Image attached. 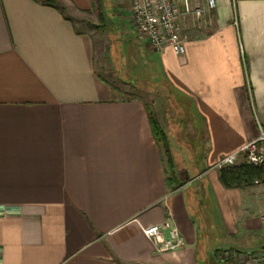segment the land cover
<instances>
[{"label": "crops", "instance_id": "1", "mask_svg": "<svg viewBox=\"0 0 264 264\" xmlns=\"http://www.w3.org/2000/svg\"><path fill=\"white\" fill-rule=\"evenodd\" d=\"M178 2L181 56L154 50L125 1L158 79L190 108L152 103L169 162L147 103L117 98L97 71L93 33L55 6L0 0V264H251L264 248V210L215 167L264 129V0H220L201 17ZM167 220L185 245L158 252L143 228Z\"/></svg>", "mask_w": 264, "mask_h": 264}, {"label": "rangeland", "instance_id": "2", "mask_svg": "<svg viewBox=\"0 0 264 264\" xmlns=\"http://www.w3.org/2000/svg\"><path fill=\"white\" fill-rule=\"evenodd\" d=\"M94 1V8L89 13H78L74 10L69 12L62 3L58 2V4L65 14L70 13L69 15L74 17L72 21L79 30L89 31L97 39L96 68L99 74L117 90L116 97L138 98L150 105L154 112L157 108H153L152 103H163L168 96L170 98L167 103L169 113H171L170 108L173 110V106L179 101L178 104L182 102V105L178 106V111L190 114L187 100L174 92L163 79L160 77L158 79L161 71L160 64L146 58V44L138 39L134 30L130 28L126 0ZM247 192L251 195L246 198L247 207H253L252 210L256 212L264 210V183L249 187ZM201 207L202 213L210 212V204H202ZM212 212L214 214V211ZM205 247V243H202L201 255ZM250 261L251 264H255L251 258Z\"/></svg>", "mask_w": 264, "mask_h": 264}, {"label": "built area", "instance_id": "3", "mask_svg": "<svg viewBox=\"0 0 264 264\" xmlns=\"http://www.w3.org/2000/svg\"><path fill=\"white\" fill-rule=\"evenodd\" d=\"M130 22L139 35L157 51L171 49L176 55L186 53L185 38L178 23L180 4L178 0H128ZM194 1V3L192 2ZM220 0H181L184 13L201 17L217 7ZM234 4L238 0H232ZM240 156L245 163L264 165V129L260 127L258 137L246 143L239 151L220 159L215 167L221 169L236 165ZM264 226V215L261 217ZM144 235L155 245L158 252H170L185 245L183 236L169 220L143 228ZM255 264H264V248L251 253Z\"/></svg>", "mask_w": 264, "mask_h": 264}, {"label": "trees", "instance_id": "4", "mask_svg": "<svg viewBox=\"0 0 264 264\" xmlns=\"http://www.w3.org/2000/svg\"><path fill=\"white\" fill-rule=\"evenodd\" d=\"M36 1L55 6L63 11V8H61L56 0ZM145 107L151 123L153 136L157 143L164 145L167 158L170 162L171 155L169 150V143L163 131V128L161 127L157 119L156 113L152 111L151 106L146 104ZM219 180L227 189H242L252 187L257 183H264V165H254L244 162L242 164L226 166L219 170Z\"/></svg>", "mask_w": 264, "mask_h": 264}]
</instances>
